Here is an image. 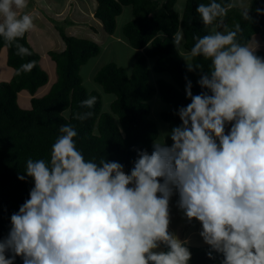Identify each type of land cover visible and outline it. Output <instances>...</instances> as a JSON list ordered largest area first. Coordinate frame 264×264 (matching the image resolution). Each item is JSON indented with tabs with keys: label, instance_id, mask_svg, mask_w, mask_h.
<instances>
[{
	"label": "clouds",
	"instance_id": "clouds-1",
	"mask_svg": "<svg viewBox=\"0 0 264 264\" xmlns=\"http://www.w3.org/2000/svg\"><path fill=\"white\" fill-rule=\"evenodd\" d=\"M27 7V0H0V37L15 44L19 56L32 55L17 42L34 28L31 13L16 11ZM237 7L253 22L251 4L240 0L199 3L195 11L211 27L193 37L188 52L181 47L183 30L173 34L187 70L199 72L197 83L206 91L193 95L185 77L191 102L175 111L180 125L154 139L151 153L136 149L130 172L106 156L86 159L71 124L60 126L48 160L27 159L26 176L18 178H31L33 187L0 239V264H15L16 257L23 264H189L187 242L170 231L174 194L187 221L200 223L209 259L215 253L220 264H264V57L257 55V41L241 42L240 23H224ZM198 58L210 62L207 71ZM35 65H21L17 75ZM96 103L89 96L80 107Z\"/></svg>",
	"mask_w": 264,
	"mask_h": 264
},
{
	"label": "trees",
	"instance_id": "trees-1",
	"mask_svg": "<svg viewBox=\"0 0 264 264\" xmlns=\"http://www.w3.org/2000/svg\"><path fill=\"white\" fill-rule=\"evenodd\" d=\"M96 1L95 17L110 35L116 33L118 17L124 7L130 6L133 13V19L122 28L124 37L135 50L131 72L110 62L94 76L104 93L115 96L108 109L104 107L103 92L89 90L81 75L82 66L101 53L100 44L69 36L59 28L65 49L50 52L56 62L58 78L47 94L37 96L49 82L48 72L40 65L41 54L31 47L27 33L17 42L29 49L30 56L17 55L15 44L9 46L0 37V52L8 47V63L15 69L11 81L0 82V239L7 236L11 215L18 212L33 187L31 178H18L26 176L27 159L48 160L61 125L71 124L76 128L78 136L74 139L86 159L106 156L108 160L122 163L125 171L130 172L137 158L136 149L151 153L153 141L160 134L151 119L153 98L158 95L169 106L167 111L161 112V118L171 130L181 123L175 111L191 102L186 97L185 77L192 82L193 95L206 91L197 83L199 72L187 70L172 37L182 29V49L188 52L195 43L194 36L209 33L211 26L203 25L195 11L199 3L207 4L209 0H186L181 9L177 8L180 0ZM217 2L226 4L231 0ZM256 9L264 10V0H251V23L243 20L238 7L231 9L225 18L224 23L229 28L241 24L242 43L251 42L259 35L264 44V14H258ZM159 32H164L166 38H160ZM257 55L264 57V50L259 49ZM33 60L35 67L17 75L21 65ZM198 62L204 64L205 71L208 70L209 61L198 58ZM23 92L30 96L29 107L19 103ZM89 96H96L97 103L92 109L81 108L80 102ZM86 111H92L94 115L85 121L74 118L77 112ZM186 246L192 253L189 264H220L222 256L219 254L214 253V260L206 255L209 246L197 247L188 243ZM15 264H23L22 259L16 257Z\"/></svg>",
	"mask_w": 264,
	"mask_h": 264
},
{
	"label": "rangeland",
	"instance_id": "rangeland-1",
	"mask_svg": "<svg viewBox=\"0 0 264 264\" xmlns=\"http://www.w3.org/2000/svg\"><path fill=\"white\" fill-rule=\"evenodd\" d=\"M34 1L40 5H38V7L35 6ZM34 1H27V8H30V13L32 15L37 13L35 10H31L36 7V10H39L37 15L40 16L41 19L42 12L46 13L48 16L55 15V20H53V18L50 19V21L47 23L48 25L44 23L41 24L39 21V24L44 31H38L34 27L32 30L27 32L29 44L36 52L42 55V59L45 58V61L48 64H45V62L43 64L41 62L45 66L44 68L47 69L51 79L50 84L44 88L46 91L45 94H47L51 88V85L56 81L57 78L56 68L54 67L55 63L52 61L49 52L54 49L55 45H57L56 50H63L65 47L61 38L62 36L60 37V29L64 30L68 35L76 36L82 39H90L97 42L101 46V53L97 57L90 59L89 62L83 65L81 68V75L83 77L84 85L89 90L93 91L97 89L103 92L101 86H99V84L94 81V76L107 63H116L131 72L134 62L133 55L135 50H133V48L130 46L128 40L124 37L122 32L124 25L133 19L132 8L130 6L124 7L122 14L118 17L117 31L114 35H110L102 28V22H100L95 17V11L97 8L96 0ZM185 2L186 0H180L177 5L182 8L185 6ZM240 2L243 4H251V0H240ZM42 9L43 11H41ZM50 10H53L54 13H47ZM23 13L24 9L18 10L17 12L18 15ZM26 13H29V10ZM37 15H35V17H37ZM50 30H52L53 33L50 34ZM56 38L57 42L55 41ZM254 40L259 43V49L264 50V44L262 43L261 37L259 35H255L251 42ZM8 59V47H4L0 52V82H9L15 75V69L9 65ZM45 94L38 93L37 95L43 96ZM103 96L105 99L104 107L105 109H108L111 102L115 99V96L108 95L104 92ZM29 100L30 96L27 92L20 94L19 103L22 107H29ZM160 101L161 100L157 95L151 102V119L157 124L159 128V136L162 133L170 131L168 124L161 118V112L167 111L169 106L162 101L161 103H158ZM158 138L162 139L163 137L161 136ZM171 143L172 141L169 137L167 139V144L170 146ZM177 200L178 195L174 194L170 201V231L174 232L182 241H186L192 246H207L199 235V232L201 231L200 223L195 219L189 223L183 216V213L178 209ZM159 250H164L163 246H161V249Z\"/></svg>",
	"mask_w": 264,
	"mask_h": 264
},
{
	"label": "crops",
	"instance_id": "crops-1",
	"mask_svg": "<svg viewBox=\"0 0 264 264\" xmlns=\"http://www.w3.org/2000/svg\"><path fill=\"white\" fill-rule=\"evenodd\" d=\"M28 1V0H27ZM30 1V0H29ZM31 1H34V0H31ZM97 2V1H96ZM34 5L35 6H37L38 7V5H40V4H37V2L36 1H34ZM28 5V4H27ZM32 6V5H31ZM36 7V8H37ZM36 8H33V9H31V10H35V12H39V10L37 9L36 10ZM29 10V13H30V8L28 9V8H25L24 9V13H26L27 11ZM41 11H43V9L41 10ZM40 11V12H41ZM17 12H18V10H17ZM37 13L35 14V15H37ZM47 13H54L53 12V10H50L49 12H47ZM34 14V13H33ZM35 15H33V17H34V27L36 28V30H38V31H44L42 28H41V26H40V24H39V21H40V23L42 24V23H44V24H47L48 23V21H50V19H52L53 18V20H55L54 19V16L55 15H50V16H48L46 13H43L42 12V14H41V17H42V19L40 18V16H38L37 15V17H35ZM43 17H44V19H43ZM48 25V24H47ZM49 27V26H48ZM50 29V28H49ZM49 33L51 34V33H53V31L52 30H50L49 31ZM56 42H57V38H56V40H55ZM56 46L57 45H55L54 46V49H56ZM44 60V61H43ZM42 60V63L44 64V62H45V64H47V62L45 61V58ZM41 63V64H42ZM42 64V65H43ZM48 65V64H47ZM43 68L45 67L44 65L42 66ZM55 67V66H54ZM45 69V68H44ZM47 70V69H46ZM50 82H51V79H50ZM45 88V87H44ZM44 88H42V89H40L39 91H38V93H43V94H45L46 93V91H45V89ZM42 96V95H41Z\"/></svg>",
	"mask_w": 264,
	"mask_h": 264
}]
</instances>
